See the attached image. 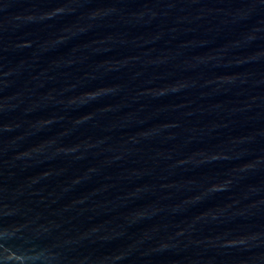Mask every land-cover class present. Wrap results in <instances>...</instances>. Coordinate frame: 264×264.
Here are the masks:
<instances>
[{
	"label": "water",
	"instance_id": "1",
	"mask_svg": "<svg viewBox=\"0 0 264 264\" xmlns=\"http://www.w3.org/2000/svg\"><path fill=\"white\" fill-rule=\"evenodd\" d=\"M0 264H264V0H0Z\"/></svg>",
	"mask_w": 264,
	"mask_h": 264
}]
</instances>
